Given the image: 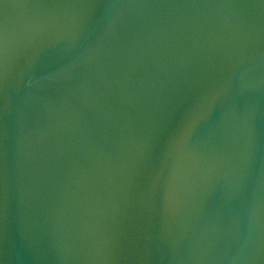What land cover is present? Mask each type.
Listing matches in <instances>:
<instances>
[{
  "label": "water",
  "instance_id": "water-1",
  "mask_svg": "<svg viewBox=\"0 0 264 264\" xmlns=\"http://www.w3.org/2000/svg\"><path fill=\"white\" fill-rule=\"evenodd\" d=\"M0 264H264V0H0Z\"/></svg>",
  "mask_w": 264,
  "mask_h": 264
}]
</instances>
